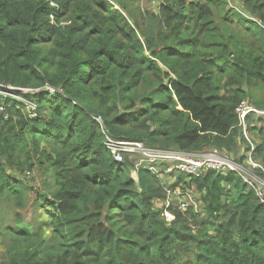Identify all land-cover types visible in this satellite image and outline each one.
Wrapping results in <instances>:
<instances>
[{
  "label": "trees",
  "instance_id": "trees-1",
  "mask_svg": "<svg viewBox=\"0 0 264 264\" xmlns=\"http://www.w3.org/2000/svg\"><path fill=\"white\" fill-rule=\"evenodd\" d=\"M0 91V264H264V202L240 176L119 162L104 134L244 161L236 108L264 110V0H0ZM247 121L264 164V117ZM177 185L197 197L167 221ZM30 202L46 219L26 220Z\"/></svg>",
  "mask_w": 264,
  "mask_h": 264
},
{
  "label": "built area",
  "instance_id": "built-area-1",
  "mask_svg": "<svg viewBox=\"0 0 264 264\" xmlns=\"http://www.w3.org/2000/svg\"><path fill=\"white\" fill-rule=\"evenodd\" d=\"M46 89L52 93L56 91L49 86H47ZM236 113L238 114L240 125L242 126L244 137L248 143V149L250 150V155H248L244 161L235 160L221 153L214 147L199 153H189L181 150H154L145 147L141 142L114 139L106 131H104L106 136L105 144L114 159L119 162L123 160L124 154L131 157L135 153H142V159L140 158V161L142 160L141 164L143 162L151 163L150 169L152 171L155 170L158 163L161 162L169 163V171L174 174L199 177V175L206 170H216L224 173L234 172L240 176L242 180L254 190L258 198L264 202V164L255 160L251 155L255 149V142L247 129V117L252 113L264 117V110H260L250 102L243 100L236 108ZM134 165L136 167L140 166L138 165V161L134 162ZM168 178L170 180L169 184H173L176 181L175 176ZM166 194L167 198L162 201L161 205L164 207L163 215L167 221H172L175 218V215L169 209L172 205L178 207L180 210H184L189 204L194 203L195 199L193 189L185 188L183 185H177L173 189L168 188Z\"/></svg>",
  "mask_w": 264,
  "mask_h": 264
},
{
  "label": "rangeland",
  "instance_id": "rangeland-1",
  "mask_svg": "<svg viewBox=\"0 0 264 264\" xmlns=\"http://www.w3.org/2000/svg\"><path fill=\"white\" fill-rule=\"evenodd\" d=\"M126 3L128 2H132V6H134V8H140V9H150V10H155V8L157 7V4L159 3L160 0H124ZM228 7V6H227ZM0 94H6L4 93L3 91H0ZM252 105H253V102L251 101L250 102ZM30 105V110H34V104H29ZM256 117V116H255ZM247 125H248V121H247ZM253 137V135H252ZM254 139V137H253ZM256 139V138H255ZM254 139V141H255ZM257 141V139H256ZM255 141V142H256ZM242 146H244V143L242 144ZM244 149L242 148L241 149V152H243ZM142 153L140 154H134L133 156H131V160L132 162H137L138 161V165L141 164V161H140V158L142 159ZM133 162V163H134ZM43 177H44V173L42 171H40L38 168H35L34 169V172L31 176L28 177L27 181L30 183L31 186H33L34 188H31L29 189V193H28V197L30 199V201L32 202L35 198H36V188L38 190H41L42 187H43ZM193 194L195 197H197V193L195 192V189H193ZM30 202L29 204V207L23 211V215H25V218L27 221H29V223H35L38 218L40 221L46 219L44 217H39L38 213L32 208V203ZM43 209L39 208L38 211H41L42 212ZM46 234H49V232H51V230L48 228L46 229ZM4 256V251L1 249L0 247V260H1V257Z\"/></svg>",
  "mask_w": 264,
  "mask_h": 264
}]
</instances>
